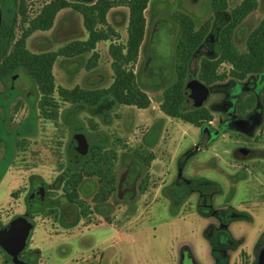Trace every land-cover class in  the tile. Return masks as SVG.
<instances>
[{
	"label": "rangeland",
	"instance_id": "rangeland-1",
	"mask_svg": "<svg viewBox=\"0 0 264 264\" xmlns=\"http://www.w3.org/2000/svg\"><path fill=\"white\" fill-rule=\"evenodd\" d=\"M48 1L26 0L29 16L35 15ZM69 1L85 4L94 2ZM239 2L227 0V8L217 11L211 7L210 0H149L144 10V39L133 65L139 85L150 101L144 109L119 104L112 97H106L94 106L64 102L55 92L57 116L45 119L37 107V85L24 68L19 67L13 74L12 88L8 84L9 78H0V96L5 99L0 106L4 130L10 133L17 126L19 128V150L12 165L18 166L20 193L17 203H12L8 195L15 177L7 173L0 182V201L7 203L9 210L13 207V214L24 211L27 182L31 175L35 174L36 178L50 184L66 166V147L76 124L87 135L90 143L102 141L106 147L116 150L114 166L118 177L129 162L141 167L139 176L133 182L134 191L129 202L119 198L116 192L111 195L108 201L110 225L101 222L98 214L102 213L89 199L87 202L92 206V214L72 226L64 225L51 215H37L23 254H31L34 264H96L103 253L102 259L109 258V264H179L181 252L185 255L183 264H214L211 242L206 235L210 231L209 226L221 225L222 218L214 213L199 212L197 203L200 197L197 190L189 193L178 205H174L167 195L172 192L171 186L174 184L199 179L216 182L219 186V190L210 197V208L220 210L223 216L233 212L231 210L240 214L226 223V230L235 241L233 247L224 249L228 264H254L260 247L258 242L264 233V129L260 130V125H256L261 119L259 109L236 117L235 104L241 94H264V76L249 75L238 82V87H231V92L227 88L230 78L211 86L206 85L209 93L201 105L209 108L213 114L209 124L216 129L221 122L231 118L230 125L238 129L219 134L201 149L197 144L204 138H201L199 127L170 117L159 108L163 89L175 78L174 48L180 33L175 12L190 16L196 28L207 20L209 22V31L194 53L188 74L189 79L199 80V61L218 55V32L227 22L230 10ZM262 17L264 0H257V8L233 31L232 41L239 53L246 51V38ZM105 18L106 25L99 27L106 29L109 26L115 32L110 39L124 43L128 8L125 5L113 6L106 12ZM163 21L171 23L172 33L170 54L165 56L164 62L173 64L162 82L154 83L158 79L153 75L155 77L149 78L153 84H149L147 72H144L149 59V37L155 24L164 25ZM20 34V21L16 18L14 38L7 44L6 51L11 50ZM86 38L82 15L66 7L57 12L50 29L33 32L26 39L25 46L30 52L41 53ZM109 43L110 40H104L96 44L98 58L91 69L86 68L91 51L57 57L52 67L55 85L93 89L108 86L112 81ZM159 61V58L155 59L154 65ZM228 68L229 65L222 64L219 71H227ZM226 98L234 100L235 104L221 111L217 105ZM30 120L32 131H21ZM94 124L96 129H93ZM138 146L154 155L148 167L134 153L133 149ZM188 150L192 153L181 162L180 157ZM145 174H148V184L145 191L141 192L138 185ZM2 213V218L12 214ZM209 235L211 239L216 237L214 231ZM188 252L192 259L188 257ZM2 258L0 254V262Z\"/></svg>",
	"mask_w": 264,
	"mask_h": 264
},
{
	"label": "trees",
	"instance_id": "trees-1",
	"mask_svg": "<svg viewBox=\"0 0 264 264\" xmlns=\"http://www.w3.org/2000/svg\"><path fill=\"white\" fill-rule=\"evenodd\" d=\"M2 1L0 78L6 80L13 77L19 67L24 68L37 85L39 92L37 107L39 114L43 118L54 119L57 116L58 105L54 97L55 92L60 100L64 102L85 103L90 106L98 104L106 97H112L119 104L133 105L141 109L149 106V98L140 87L138 74L133 69L140 45L144 39V10L149 0H94L91 4L71 2L69 0H49L31 17L29 16L26 0ZM117 5H125L128 8L126 40L124 43H117L114 39H110L115 32L109 26L106 29L99 27L106 25V12ZM210 5L213 9L222 11L227 8V0H210ZM66 7H70L82 15L87 38L72 41L54 51L30 52L25 46L26 39L35 31L50 29L57 12ZM256 8L257 0H240L230 10L227 22L218 32V55L215 58L204 57L199 61L197 73L199 81L211 86L216 82L230 78L231 82L228 83L230 85L227 88L230 89L232 87L233 89V86L238 87V82L245 80L249 75L264 76V17L248 34L245 52L239 53L232 41L235 27ZM175 15L180 24V33L174 48L173 70L175 78L163 89L159 108L170 117L179 118L195 127H199L201 138L204 139L197 144V147H203L211 143L220 133L237 128H233L230 125L231 118L221 122L216 129L213 128L209 124L213 119L211 110L204 105H189L185 100L183 88L188 79L191 60L209 31V22L207 20L196 28L194 20L187 14L175 12ZM16 18L20 21L21 34L14 40L11 50L7 52L5 47L14 38ZM104 40H110L108 54L111 59L112 81L108 86L93 89L79 86L67 88L55 85L52 67L57 57H69L91 51V56L86 64V68L91 69L96 65L98 58V53L95 50L96 44ZM222 64L229 65L227 71H219V67ZM146 80L149 84H153L148 77H146ZM229 89L228 91L231 92V89ZM241 95L236 104L234 100L226 98L220 101L217 107L222 111L224 110L223 108L234 106L235 104L236 117L248 115L259 109L261 113L260 130L264 129V94H255L253 92ZM30 121L24 124L25 126L21 128V131L25 133L32 131L33 124ZM93 129H96L95 124ZM133 150L143 160V165L146 167L154 159L153 153L142 146H138ZM191 153V150H188L180 157V161ZM116 158L115 149L106 147L101 142L91 144L89 153L84 161V175L98 177L100 184L98 195H104L103 197H105L113 189L115 181L113 166ZM72 178L75 180V177ZM147 184L148 174H145L139 184V190L144 192ZM171 187L172 192L167 193V195L174 205L180 204L182 199L195 190L202 193L205 192L201 196L207 199L208 202L210 200L209 197L219 190L216 182L206 179L183 180L182 184H174ZM212 211L222 218V226H209L210 231L206 235L209 242H211V254L214 257V264H228L224 249L228 248V246L233 247L235 241L226 230V223L229 219L239 217L240 214L236 210H231L233 212L226 213L225 215L227 216H223L224 214L220 210L216 211L210 207L201 213L205 214ZM213 231L216 233V237L211 239L209 234ZM261 236L262 238L258 245L264 248V233Z\"/></svg>",
	"mask_w": 264,
	"mask_h": 264
},
{
	"label": "flooded vegetation",
	"instance_id": "flooded-vegetation-1",
	"mask_svg": "<svg viewBox=\"0 0 264 264\" xmlns=\"http://www.w3.org/2000/svg\"><path fill=\"white\" fill-rule=\"evenodd\" d=\"M3 1L0 0V19H1V9L3 8ZM164 25L155 24L154 29L149 37L148 43V55L149 59L144 67V72L147 74L148 78H157L158 82H162L166 75L170 72V69L164 73H157L156 67H159L165 61V56L170 54L171 48V23L169 21H163ZM7 46V45H6ZM6 49V47H5ZM8 52V51H7ZM159 58L160 61L157 65H154V60ZM173 62L171 63L172 66ZM159 72V71H158ZM155 75V76H153ZM12 79L10 77L8 80L9 87L12 88ZM189 79V78H188ZM187 79V80H188ZM186 80V81H187ZM0 96V106L5 102V99ZM10 117V116H9ZM9 119V118H8ZM261 120V119H260ZM77 123V122H76ZM260 125V121H259ZM74 131L70 136L66 147V157L67 164L64 166L63 170L51 181V183H45L39 178H36L35 174L31 175L28 180L27 192L25 194L24 202L25 207L22 213L18 211L13 214V207L10 209L9 205L2 203L0 201V230L3 229L7 223L16 217H23L27 219L31 224L32 228L30 230L29 236L26 241L24 249L18 254L17 259L29 262L33 264L34 259L31 254L23 255L28 244V239L30 237L31 231L34 228V218L37 215H51L52 218L62 222L64 225L72 226L77 221H83V219L90 217L92 214V206H89V202L93 203L97 208V211L102 213L98 214L102 219V223L105 225H110L108 221V215L110 211V203L108 202L111 195L116 192L119 198L127 199L129 202L132 198L131 194L134 191L135 179L139 176L140 166H133L132 163H127L125 171L118 177L116 168L113 166V171L115 175V181L113 184V189L110 194L103 197L104 195H98L99 191V179L97 176L89 177L84 175V161L85 157L88 155L90 146L92 143L88 141L87 135L78 127L74 125ZM18 138H19V128L12 130L10 133L6 132L3 127V120L0 117V182L8 173L12 179V184L8 190V195L13 201L17 203L18 195L20 193V182L17 178L18 176V166H12L18 155ZM101 142L102 141H95ZM84 143L87 145V149L84 148ZM104 144V143H103ZM115 164V163H114ZM75 177V180L72 178ZM8 186V180L6 181ZM139 189V185H138ZM205 193V192H204ZM198 191L200 200L197 203L199 212L211 207L210 200L202 199V194ZM126 194L127 197H126ZM206 198V197H205ZM89 199V202H87ZM210 199V197H209ZM108 202V203H107ZM12 213L11 215L2 218L3 213ZM94 213V212H93ZM213 214L214 212H210ZM103 217L105 219H103ZM8 218V219H7ZM4 219V220H2ZM99 223V222H98ZM213 226V225H212ZM222 226V223L221 225ZM216 227V226H214ZM260 247L256 253L255 262L257 255L260 251ZM0 254L3 256L0 264L9 258V254L0 247ZM105 253H103L104 255ZM102 255V256H103ZM188 257L192 259L191 254L188 252ZM101 258L96 264H109L108 260ZM185 261V255L183 252L180 253L179 264H183ZM254 262V264H255Z\"/></svg>",
	"mask_w": 264,
	"mask_h": 264
},
{
	"label": "water",
	"instance_id": "water-1",
	"mask_svg": "<svg viewBox=\"0 0 264 264\" xmlns=\"http://www.w3.org/2000/svg\"><path fill=\"white\" fill-rule=\"evenodd\" d=\"M170 67L171 62H164L155 70L158 74H165ZM208 93L207 86L197 79H188L183 88L185 100L193 106H200L207 98ZM258 124L259 122L256 125ZM83 146L84 150L87 149L86 143ZM31 228L32 224L27 219L16 217L0 230V247L9 254V258L4 264H29L27 261L18 260L17 257L26 245ZM255 264H264V248L260 249Z\"/></svg>",
	"mask_w": 264,
	"mask_h": 264
},
{
	"label": "crops",
	"instance_id": "crops-1",
	"mask_svg": "<svg viewBox=\"0 0 264 264\" xmlns=\"http://www.w3.org/2000/svg\"><path fill=\"white\" fill-rule=\"evenodd\" d=\"M210 122H212V121H210ZM256 128V127H255ZM259 128V127H258ZM222 133H225V132H222ZM254 133H256L255 131H254ZM221 134V133H220ZM210 144V143H209ZM208 144V145H209ZM208 145H206V146H208ZM206 146H204V147H206ZM199 149H201L202 147H198Z\"/></svg>",
	"mask_w": 264,
	"mask_h": 264
}]
</instances>
